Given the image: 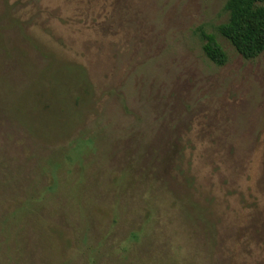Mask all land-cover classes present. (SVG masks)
Masks as SVG:
<instances>
[{"label":"rangeland","instance_id":"1","mask_svg":"<svg viewBox=\"0 0 264 264\" xmlns=\"http://www.w3.org/2000/svg\"><path fill=\"white\" fill-rule=\"evenodd\" d=\"M226 3L0 0V264H264V53Z\"/></svg>","mask_w":264,"mask_h":264},{"label":"trees","instance_id":"2","mask_svg":"<svg viewBox=\"0 0 264 264\" xmlns=\"http://www.w3.org/2000/svg\"><path fill=\"white\" fill-rule=\"evenodd\" d=\"M225 9L229 20L218 27V33L244 59L253 60L261 56L264 53V0H227ZM199 36L206 57L219 67L226 65L228 56L217 36L204 29L199 30Z\"/></svg>","mask_w":264,"mask_h":264}]
</instances>
